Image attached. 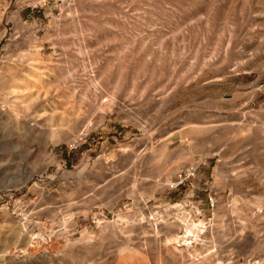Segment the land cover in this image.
Masks as SVG:
<instances>
[{
    "label": "rangeland",
    "instance_id": "rangeland-1",
    "mask_svg": "<svg viewBox=\"0 0 264 264\" xmlns=\"http://www.w3.org/2000/svg\"><path fill=\"white\" fill-rule=\"evenodd\" d=\"M0 264H264V0H0Z\"/></svg>",
    "mask_w": 264,
    "mask_h": 264
}]
</instances>
